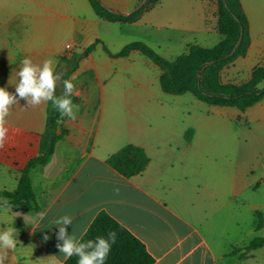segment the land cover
Masks as SVG:
<instances>
[{
  "label": "crops",
  "instance_id": "1",
  "mask_svg": "<svg viewBox=\"0 0 264 264\" xmlns=\"http://www.w3.org/2000/svg\"><path fill=\"white\" fill-rule=\"evenodd\" d=\"M100 1L121 14L139 3ZM240 3L250 44L245 56L221 70L223 84L245 83L264 65V0ZM217 11L213 0H161L134 22H111L99 18L89 0H0V88L15 93L25 57L40 65L51 59L57 71L66 68L65 52L81 55L70 75L76 119L65 116L52 157L30 172L37 209L12 208L0 199V230L19 233L14 250H0L8 252L4 264H64L52 222L70 215L67 233L80 240L102 211L145 245L153 264H264V246L247 251L264 238V159H252V145L235 141L228 125L264 122V98L244 111L215 106L205 115L192 94L165 93L161 69L139 50L114 56L133 42L168 61L194 45L214 47L221 41ZM249 60L247 81L235 82ZM48 105L27 107L19 99L10 109L0 191L15 190L28 161L39 156ZM128 144L149 158L131 178L107 164Z\"/></svg>",
  "mask_w": 264,
  "mask_h": 264
},
{
  "label": "trees",
  "instance_id": "2",
  "mask_svg": "<svg viewBox=\"0 0 264 264\" xmlns=\"http://www.w3.org/2000/svg\"><path fill=\"white\" fill-rule=\"evenodd\" d=\"M160 1L147 0L144 6L135 12L116 15L106 9L100 0H89L95 14L99 18L111 22H134L144 11L151 9ZM216 2L218 8L217 32L221 35V41L214 47L205 48L194 45L189 48L187 53L180 55L174 61H168L145 44L133 42L126 45L114 56L122 57L128 55L131 50H139L161 69L160 84L165 93L172 95L190 93L208 105L246 110L264 98V65L255 67L250 79L245 83H222L221 70L236 58L246 55L250 38L247 19L240 0H216ZM92 47L93 45L89 46L86 52L90 51ZM80 57L81 55H77L69 58L65 52L61 57V63H65L66 68L57 69L56 72L62 73L63 79H70L71 73L78 66ZM60 84V88L56 89V96L58 97L63 94L62 81ZM71 99L72 102L75 101L74 96ZM64 118H61L59 112L49 102L39 156L28 161L21 171L15 190L0 191V199L5 200L8 206L27 210L37 209L30 172L36 166L47 163L52 157L55 145L63 134V131L58 134V130ZM189 137L190 131L187 132V138L189 139ZM107 164L124 177L131 178L141 174L146 169L149 158L141 147L128 144L109 156ZM110 232L116 234V239L105 264L154 263V259L145 245L104 211L95 217L80 241L87 242L95 240L97 237L107 239ZM262 246H264V238H256L248 245L247 251ZM236 252L237 250L233 251V253ZM77 262L78 257L73 256L67 259L64 264H77Z\"/></svg>",
  "mask_w": 264,
  "mask_h": 264
},
{
  "label": "clouds",
  "instance_id": "3",
  "mask_svg": "<svg viewBox=\"0 0 264 264\" xmlns=\"http://www.w3.org/2000/svg\"><path fill=\"white\" fill-rule=\"evenodd\" d=\"M19 80L15 86V93H10L6 88H0V149H3L8 139L9 129L6 127V117L10 114V109L18 105L19 99L27 102V107H37L41 104L51 102L52 107L59 112L61 118L67 116L70 120L76 119L79 106L74 105L71 97L76 94V88L70 79H63L62 73L55 71V62L46 59L42 65L34 64L30 57H25L16 72ZM75 79V76L72 77ZM63 84V94L56 96L58 82ZM19 98V99H18ZM19 215V213H15ZM43 219L44 214H39ZM53 225L58 227L56 247L63 254L65 259L73 256L78 257L77 264H105L111 251L112 244L115 243L116 234L110 232L108 238L97 237L95 240L81 242L75 233L69 235L67 226L72 225L73 218L70 215H63L54 220ZM19 233L13 227L0 230V250H14L18 244ZM44 240L49 237L45 235ZM111 242V243H110ZM8 252H0V264H4Z\"/></svg>",
  "mask_w": 264,
  "mask_h": 264
},
{
  "label": "rangeland",
  "instance_id": "4",
  "mask_svg": "<svg viewBox=\"0 0 264 264\" xmlns=\"http://www.w3.org/2000/svg\"><path fill=\"white\" fill-rule=\"evenodd\" d=\"M216 1V0H213ZM251 64H253V62L251 60L247 61L246 67L243 71H241L239 73L238 78L235 77V82L237 83H242L247 81L248 78V68L251 66ZM226 78V77H225ZM227 79V78H226ZM226 79L224 81H226ZM191 97V98H190ZM194 98L190 95H188V106L187 108H191L192 107V102L190 101H194ZM197 106L198 108H202L204 110L205 115H207V112H211L212 111L210 109H215V106H208L206 104L197 102ZM215 120V118H214ZM214 120H210L211 122L209 123L210 126L215 127V121ZM240 123H231L229 122V126H231V128L234 129V131L236 132V139L235 141H246L248 142V144H251L252 146L251 148V158L252 159H256L259 161H262V159H264V122H260L259 124L257 122L254 121H250L249 123H247L245 121V119H240ZM241 124V125H240ZM243 132L248 133L249 138L245 137V134H243ZM264 169V168H263Z\"/></svg>",
  "mask_w": 264,
  "mask_h": 264
},
{
  "label": "water",
  "instance_id": "5",
  "mask_svg": "<svg viewBox=\"0 0 264 264\" xmlns=\"http://www.w3.org/2000/svg\"><path fill=\"white\" fill-rule=\"evenodd\" d=\"M146 1L147 0H142V1H140L139 3H138V5L135 7V9L133 10V12H135V11H137V10H139L140 8H142L143 6H144V4L146 3ZM105 7V6H104ZM106 8V7H105ZM106 9H108V8H106ZM111 13H114V14H116V15H120L121 13H119V12H116V11H113V10H111V9H108ZM239 42H240V40H239ZM239 42L237 43V45L239 44ZM235 50V49H234Z\"/></svg>",
  "mask_w": 264,
  "mask_h": 264
}]
</instances>
